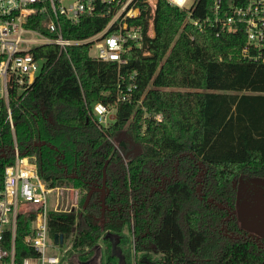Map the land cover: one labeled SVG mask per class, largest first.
<instances>
[{"label":"trees","instance_id":"16d2710c","mask_svg":"<svg viewBox=\"0 0 264 264\" xmlns=\"http://www.w3.org/2000/svg\"><path fill=\"white\" fill-rule=\"evenodd\" d=\"M138 5L144 41L127 52L124 65L97 60L90 43L36 51L45 65L13 104L16 143L8 123L0 140V196L17 147L20 156L35 158L50 188L80 189V212L48 214L51 239L73 240L70 264H88L100 241L118 258L126 229L145 264H264V244L236 217L233 183L264 180V62L243 56L244 30L200 32L186 10L167 0L157 1L148 37V6ZM211 9L212 0H198L193 18ZM105 25L87 18L64 23L63 34L85 39ZM134 72V97L146 111L137 102L119 103L112 125L100 127L91 106L114 105L121 77L128 82ZM143 112L153 115L144 119ZM125 130L140 151L121 141L123 157L112 140ZM25 230L18 226L21 236Z\"/></svg>","mask_w":264,"mask_h":264},{"label":"built area","instance_id":"2783aa9c","mask_svg":"<svg viewBox=\"0 0 264 264\" xmlns=\"http://www.w3.org/2000/svg\"><path fill=\"white\" fill-rule=\"evenodd\" d=\"M141 0H0V140L8 123L16 143L13 104L27 96L43 71L44 58L36 51L56 46L60 53L75 45L91 44V55L97 60L124 65L132 48H141L144 34L136 23L142 14ZM158 0H143L149 12L148 37L154 35L153 19ZM170 5L186 10L187 22L200 32L215 28L220 33L246 32L243 56L264 62V0H212L211 15L194 19L198 0H167ZM87 18L106 20L100 32L85 39L64 37V23L80 24ZM94 52V53H92ZM136 72L121 77L117 101L112 106L95 103L90 113L102 128L114 122L119 103L144 109L143 101L134 97ZM16 145V144H15ZM15 163L5 171L4 191L0 196V264H70L67 258L73 250L69 244L55 243L48 228V214L61 210L60 193L65 188H50L39 176L34 157L20 156L15 148ZM56 193L54 204L49 195ZM25 226V234L18 233ZM22 240L23 255L18 246ZM21 250V252H20ZM30 251V252H29Z\"/></svg>","mask_w":264,"mask_h":264},{"label":"rangeland","instance_id":"374dc122","mask_svg":"<svg viewBox=\"0 0 264 264\" xmlns=\"http://www.w3.org/2000/svg\"><path fill=\"white\" fill-rule=\"evenodd\" d=\"M192 0L190 1V3ZM94 53V52H92ZM146 111V108L142 109ZM143 118L149 119L153 114L143 112ZM154 120L157 122L163 121L161 114L154 115ZM126 141L130 152H139L140 147L132 142L127 131L119 135L118 138L112 140L118 153L125 157V151L121 148L120 142ZM234 183V182H233ZM64 191L60 193L61 210H73L80 212L81 207V192L79 188L64 187ZM50 202L52 204L56 201V193L49 195ZM238 218L241 222V226L252 234H256L260 238L264 239V180H252L249 186L246 188L238 189V201H237ZM134 238H132L130 231L125 230L124 241L118 251V258H110L106 251V246L102 241L98 243L93 253L92 258L88 264H145L143 261L144 253L137 252L135 250ZM70 242V241H69ZM67 242V244H69ZM70 245V244H69ZM74 250V245H73ZM90 248L87 247L83 253L89 252ZM72 252V251H71ZM75 252V251H74ZM70 253V252H69ZM68 253L67 257H70ZM76 253V252H75ZM79 251H77V254ZM76 254H74L75 256ZM149 258L157 260L160 255L155 253L146 254ZM77 264V263H76Z\"/></svg>","mask_w":264,"mask_h":264},{"label":"flooded vegetation","instance_id":"af4514ba","mask_svg":"<svg viewBox=\"0 0 264 264\" xmlns=\"http://www.w3.org/2000/svg\"><path fill=\"white\" fill-rule=\"evenodd\" d=\"M253 180V179H252ZM251 179L250 180H237V184L235 186V188H246L247 186H249V183L252 181ZM236 181V180H235ZM235 212H236V217L238 218V212H237V206L235 208ZM238 221H239V218H238ZM239 224L241 225V222L239 221ZM252 234V233H251ZM254 236V237H253ZM253 238H255V240L257 241H261L263 244H264V239L260 238L259 236H257L256 234L254 235L253 234ZM263 240V241H262Z\"/></svg>","mask_w":264,"mask_h":264},{"label":"water","instance_id":"95a60500","mask_svg":"<svg viewBox=\"0 0 264 264\" xmlns=\"http://www.w3.org/2000/svg\"><path fill=\"white\" fill-rule=\"evenodd\" d=\"M237 184V180L234 182V187L236 186ZM55 243H63V236L62 235H55Z\"/></svg>","mask_w":264,"mask_h":264}]
</instances>
